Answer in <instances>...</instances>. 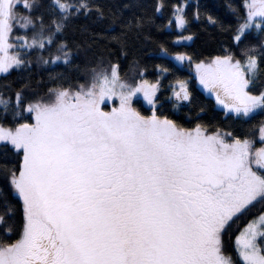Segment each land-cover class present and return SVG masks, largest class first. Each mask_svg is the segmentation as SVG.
<instances>
[{
    "label": "snow or ice",
    "instance_id": "obj_1",
    "mask_svg": "<svg viewBox=\"0 0 264 264\" xmlns=\"http://www.w3.org/2000/svg\"><path fill=\"white\" fill-rule=\"evenodd\" d=\"M189 6L173 4L165 25L181 30L178 45L193 39L183 35ZM131 7L0 0V75L70 65L69 25L82 16L108 22L103 32L82 26L89 47L105 42L85 82L43 94L30 82L0 89V264H264V146L256 147L254 129L203 121V106L181 123L194 94L179 77L166 94L173 68L156 64L159 75L149 80L134 58L135 74L126 77L120 58L135 57L136 45L151 39L146 30L166 5L156 0L152 15L126 17ZM227 7L234 22L198 4L191 18L229 37L217 54L173 55L163 44L159 51L177 68H194L226 119L248 121L264 114V0ZM249 37L256 42L241 47ZM141 98L148 114L136 107ZM107 101L118 104L106 111ZM259 134L264 145V121ZM257 207L229 252L228 230Z\"/></svg>",
    "mask_w": 264,
    "mask_h": 264
},
{
    "label": "trees",
    "instance_id": "obj_2",
    "mask_svg": "<svg viewBox=\"0 0 264 264\" xmlns=\"http://www.w3.org/2000/svg\"><path fill=\"white\" fill-rule=\"evenodd\" d=\"M97 2L103 4L106 8L112 7L113 10L122 8L125 4L132 5L131 8L124 9V15L127 17L130 16L132 12H144L148 15H152L156 0H97ZM180 2H182V0H164L166 7L164 8L163 14H157L155 23L150 29L146 30V34L149 35L151 39L143 42V44L136 45V48L132 50L136 53L135 57L129 55L128 57L120 58L122 72L126 76H130L134 73L132 65L134 58L140 60L141 67L147 66L148 71L145 74V78L149 80L154 81L159 75L155 69L156 64H163L165 67L173 68L174 75H167L163 79L166 94H169L168 87L177 77L188 80L189 87L194 94L193 104L182 106L181 108L178 117L181 123L188 124V121L183 118L184 114L194 115L199 111V107L203 106L206 109V111L201 114V119L203 121L213 124L219 123L223 125L226 130H236L241 133H248L250 130L254 129L256 147L264 146L258 139L259 127L261 122L264 121V114L256 115L253 119L248 121L226 119L223 110L215 106L214 99L198 88L194 73L181 65L177 68L176 62L170 58L162 59V54L159 51V45L163 44L173 55L178 51L187 52L200 58L210 54H217L220 47L229 41V37L221 33L217 28L211 27L203 22L192 20L191 18L196 10V5H199L202 12L217 16L227 24L234 22V17L230 14L227 5L231 3L234 6H238L241 0H187L190 5L187 12L191 22L188 25L189 30L183 32V35H191L193 39L191 41H184L182 44L178 45L175 44L174 41L177 39L181 30L179 31L175 25L170 28L165 27V25H167L168 19L171 17V6ZM137 5H142L143 7H138ZM20 10L23 11V9ZM94 19V17L89 18L82 16L69 25L63 38L69 43L73 50L72 62L70 65H64L62 62H58L55 65L50 64L49 66L38 67L36 64H33L31 69L13 70L6 76L0 75V89H2L5 84L11 85L12 88H18L21 84L30 82L31 89L43 94L47 88L55 86V84L63 83L67 86L68 84H76L78 82L83 83L86 77H88L91 67L96 63V54L99 53L101 46L105 43L104 41H100L98 45L94 44L92 47H89L92 37L88 32L82 31V26H86L92 32H103L108 23L107 21L94 23ZM113 32H119V28H114ZM19 34H23V32H19ZM250 42L255 43L256 41L249 37L243 41L241 47ZM111 47L116 49L115 44H112ZM45 55L47 54L45 53ZM58 75H62V79L55 81L50 79V76ZM136 107L145 114H148V107L143 103L142 99L140 103L136 104ZM257 211L258 207L253 208L251 213L242 216L241 219L228 230V234L225 235L224 239L226 249L229 252L234 250V239L235 235L238 234V226H242L247 219ZM229 236H231V239H229Z\"/></svg>",
    "mask_w": 264,
    "mask_h": 264
},
{
    "label": "rangeland",
    "instance_id": "obj_3",
    "mask_svg": "<svg viewBox=\"0 0 264 264\" xmlns=\"http://www.w3.org/2000/svg\"><path fill=\"white\" fill-rule=\"evenodd\" d=\"M178 30L180 31V29H178ZM181 66H184V67L190 69V70L194 73V75H195L194 68H190L186 63L183 64V65H181ZM134 74H135V73H132V75H130V76H126V77L131 78L132 76H134ZM89 77H90V73H89L88 77H86L85 81H86ZM195 77H196V75H195ZM85 81H84V82H85ZM196 84H197V86H198V88H199L200 90H202L206 95L210 96V95H209V94L203 89V87L199 84V82H198L197 79H196ZM211 97H212V98L214 99V101H215L214 96H211ZM141 99H142V98H141ZM117 104H118V101H115V102H113V101H107V102H106V107H104V110H106V111H110L111 108H112L113 106H116ZM146 106H147V105H146ZM215 106H216L217 108L223 110L220 106H218V105L216 104V102H215ZM147 107H148V106H147ZM258 139L260 140V134H259V132H258Z\"/></svg>",
    "mask_w": 264,
    "mask_h": 264
},
{
    "label": "water",
    "instance_id": "obj_4",
    "mask_svg": "<svg viewBox=\"0 0 264 264\" xmlns=\"http://www.w3.org/2000/svg\"><path fill=\"white\" fill-rule=\"evenodd\" d=\"M188 104L187 103H185L183 106H187Z\"/></svg>",
    "mask_w": 264,
    "mask_h": 264
}]
</instances>
